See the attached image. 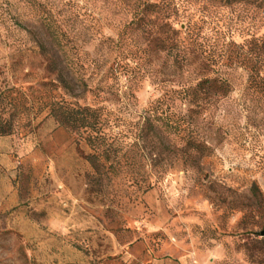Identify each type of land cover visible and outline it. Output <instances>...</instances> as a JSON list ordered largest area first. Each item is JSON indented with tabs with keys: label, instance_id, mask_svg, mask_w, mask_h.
Returning <instances> with one entry per match:
<instances>
[{
	"label": "rangeland",
	"instance_id": "obj_1",
	"mask_svg": "<svg viewBox=\"0 0 264 264\" xmlns=\"http://www.w3.org/2000/svg\"><path fill=\"white\" fill-rule=\"evenodd\" d=\"M136 1L0 0V114L15 124L0 136V264H264V95L236 67L232 92L192 112L171 91L195 74L157 57L134 76L116 70ZM192 2L181 22L202 28V0ZM257 4L214 12L232 19L238 44L264 35ZM60 97L129 121L165 97L197 126L159 132V167L125 143L129 158L113 167L46 112L33 120L32 100ZM194 136L210 149L188 151Z\"/></svg>",
	"mask_w": 264,
	"mask_h": 264
},
{
	"label": "trees",
	"instance_id": "obj_2",
	"mask_svg": "<svg viewBox=\"0 0 264 264\" xmlns=\"http://www.w3.org/2000/svg\"><path fill=\"white\" fill-rule=\"evenodd\" d=\"M192 1L137 0L132 20L114 42L115 50L122 53L115 69L134 76L138 70H143L144 62L152 63L157 57L163 58V66L175 74H195L200 77L199 82L171 91L185 100L192 112L209 111L232 92L229 74L236 67L247 74V88L264 95V35H251L238 44L233 39L236 32L231 26L232 19H223L214 13L218 8L231 9L238 3H258L256 8L259 9L264 7V0H202V28L197 23L184 27L181 17L190 10ZM137 38L143 45L128 50L129 40ZM194 58L196 64L191 62ZM169 101L165 97L157 99L137 121L126 120L106 106H83L65 97L43 103L32 100L28 111L33 120L46 112V118H53L61 127L78 135L93 147L91 159L111 161V166H118L120 158L127 157V144L137 148L141 160L156 168L161 159L159 154L153 157L158 149L153 140L159 137V132L170 137L175 131L183 138L186 128L197 126L192 116L173 112ZM14 129V122L5 120L0 114V136L10 135ZM185 147L202 154L210 149L197 136L187 138Z\"/></svg>",
	"mask_w": 264,
	"mask_h": 264
},
{
	"label": "water",
	"instance_id": "obj_3",
	"mask_svg": "<svg viewBox=\"0 0 264 264\" xmlns=\"http://www.w3.org/2000/svg\"><path fill=\"white\" fill-rule=\"evenodd\" d=\"M261 236L264 237V229H263V231L261 232Z\"/></svg>",
	"mask_w": 264,
	"mask_h": 264
}]
</instances>
